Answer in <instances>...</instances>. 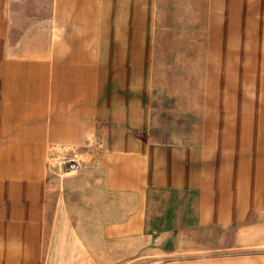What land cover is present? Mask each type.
<instances>
[{"label":"crops","instance_id":"1","mask_svg":"<svg viewBox=\"0 0 264 264\" xmlns=\"http://www.w3.org/2000/svg\"><path fill=\"white\" fill-rule=\"evenodd\" d=\"M0 264H264V0H0Z\"/></svg>","mask_w":264,"mask_h":264},{"label":"built area","instance_id":"2","mask_svg":"<svg viewBox=\"0 0 264 264\" xmlns=\"http://www.w3.org/2000/svg\"><path fill=\"white\" fill-rule=\"evenodd\" d=\"M69 168H70L72 171H77V170H79V165L76 164V163H70Z\"/></svg>","mask_w":264,"mask_h":264}]
</instances>
